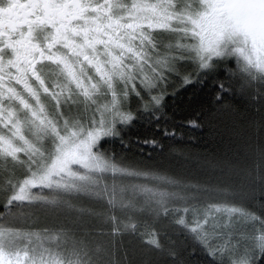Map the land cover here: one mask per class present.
I'll use <instances>...</instances> for the list:
<instances>
[{"label": "snow or ice", "instance_id": "6c2138e0", "mask_svg": "<svg viewBox=\"0 0 264 264\" xmlns=\"http://www.w3.org/2000/svg\"><path fill=\"white\" fill-rule=\"evenodd\" d=\"M0 264H264V0H0Z\"/></svg>", "mask_w": 264, "mask_h": 264}, {"label": "trees", "instance_id": "16d2710c", "mask_svg": "<svg viewBox=\"0 0 264 264\" xmlns=\"http://www.w3.org/2000/svg\"><path fill=\"white\" fill-rule=\"evenodd\" d=\"M201 99L200 93L196 92L194 89L189 88L187 90H184L180 93V95L176 98L174 101V104L176 106L177 112L181 115L190 112L194 110L197 105L199 104ZM155 134L154 129L148 128L146 126L140 125L134 128L130 135L132 137H146V136H152ZM170 143H175L177 148H183L185 150L189 151H200L203 149L204 144L196 143V142H190L187 140V137H185L182 141H175Z\"/></svg>", "mask_w": 264, "mask_h": 264}]
</instances>
